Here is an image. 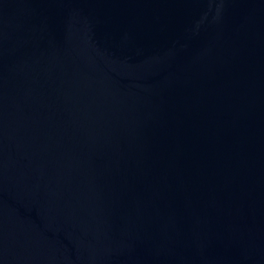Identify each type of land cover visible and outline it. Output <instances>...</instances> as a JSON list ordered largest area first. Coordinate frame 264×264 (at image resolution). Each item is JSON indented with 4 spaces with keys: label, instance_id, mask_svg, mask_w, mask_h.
Returning <instances> with one entry per match:
<instances>
[{
    "label": "water",
    "instance_id": "1",
    "mask_svg": "<svg viewBox=\"0 0 264 264\" xmlns=\"http://www.w3.org/2000/svg\"><path fill=\"white\" fill-rule=\"evenodd\" d=\"M0 264H264V0H0Z\"/></svg>",
    "mask_w": 264,
    "mask_h": 264
}]
</instances>
